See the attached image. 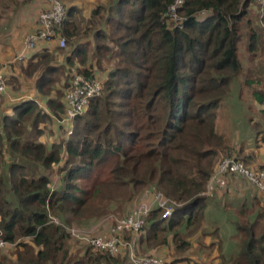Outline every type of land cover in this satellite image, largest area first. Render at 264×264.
Listing matches in <instances>:
<instances>
[{"label": "trees", "instance_id": "16d2710c", "mask_svg": "<svg viewBox=\"0 0 264 264\" xmlns=\"http://www.w3.org/2000/svg\"><path fill=\"white\" fill-rule=\"evenodd\" d=\"M9 1L17 7L35 0ZM38 1L45 8V1ZM106 1L90 10L85 24L78 21L76 6L66 7L59 25L71 46L64 62L102 81L101 94L73 120L71 134L64 130L50 145L38 141L44 132L40 124L64 112V100L57 97L47 99L45 111L37 99L27 98L12 106V115L0 117V238L15 244L0 264H120L114 255L77 240L87 249L71 254L66 226L105 221L129 202L146 199L141 193L147 186L177 205L163 219L160 208L151 210L140 232H124L128 245L122 249L128 252L133 239L142 251L167 245L173 255L166 261L191 262L181 256L189 242L179 228L194 226L202 216L206 184L220 156L234 152L247 166L264 167L252 164L259 144L241 156L216 125L222 99L243 70L241 46L250 62L245 85L264 103V78L251 69L256 57L264 59V41L248 16L258 1L183 0L180 27L172 30L166 13L174 0ZM82 36L90 39L74 43ZM66 64L42 66L37 92L44 94L51 75ZM255 133L264 141V133ZM3 167L12 198L4 189ZM252 201L249 208L242 203L244 220L235 223L237 254L221 257L219 264H264V206L254 211L259 201Z\"/></svg>", "mask_w": 264, "mask_h": 264}, {"label": "rangeland", "instance_id": "374dc122", "mask_svg": "<svg viewBox=\"0 0 264 264\" xmlns=\"http://www.w3.org/2000/svg\"><path fill=\"white\" fill-rule=\"evenodd\" d=\"M63 1L67 8L70 6L77 7L80 13L78 21L85 24L90 15V10L100 2L105 3L106 0ZM38 2V0H35L26 5L21 4L17 7H13L9 0H0V69L6 76L7 84L6 92L0 96L1 116L7 115V113L11 111L13 105L27 98L37 99L38 103L41 104L45 111L47 109V99L57 97L63 100L64 93L69 86L71 66L67 65L64 61L66 60V56L70 54L71 46H69L68 39L62 33L61 34L66 38V46L63 48L55 47L51 53L47 51V55H49L48 58H41L42 55H40V58L38 56L35 63L31 64H29V60L23 63L22 61H15L14 59L20 50L22 40L32 32H30V24L34 20L36 21L39 13L44 9ZM35 3L37 4L35 5ZM263 14L264 2H255L252 3L251 8L249 7L248 16L252 19L253 25L255 29L258 30L262 41H264V28H262L264 27ZM256 22H258V24L261 22L262 27L258 26ZM174 28L175 27L168 25V29L172 30ZM88 39H90V37H78L74 43L79 41L85 42V40L88 41ZM39 44L41 43L39 42L37 47ZM244 53L243 47L241 46L239 55L243 62V70L237 76V80L232 82L229 86L228 93L226 97L222 99V106L218 109L216 116L217 130L228 138L232 146L235 147L237 154L241 156L246 155V152H249L255 144L262 146L260 140L264 142L260 136H257V140L255 138L257 135L255 133L256 130H260L261 134L264 133V103H259L258 99L252 95L249 88L245 85V72L250 66V62L248 63V54ZM64 63L67 66H65L62 73L55 72L51 75L52 79L46 86L45 93L40 94L37 92L36 81L41 73V67L46 66V64L59 67L65 65ZM104 64L109 65L110 63L105 62ZM254 64L256 63L253 62L252 66L251 63V69H254V75H262L264 73V67H262L264 63L262 66H260V64ZM254 66H257V68ZM105 67L107 69L109 66ZM260 87L264 89L263 84H260ZM8 96H14L15 99L9 101L6 99ZM5 103L7 105L3 107ZM61 115H63V113ZM50 118V120L46 119L42 125L44 129L43 140H46L48 142L46 143L49 145L58 142L64 133V128L67 127L64 125L65 122L61 121L59 117L54 116ZM226 156L236 155L233 152L232 155L220 156L219 159ZM2 171L4 189L8 198H12L13 195L10 191L7 167H3ZM254 189L240 176H228L227 184L224 188H217V190L213 191L212 195L206 197V208L196 224L191 227L181 226L179 228V232L184 236V239L189 242L188 250L183 252L181 256L188 259V261H192L194 264H219V262H221V257L230 258L235 256L238 252V242L240 238L235 223L238 220L240 222L244 220V216L240 214L242 203H245L249 208L253 205L252 199L258 200L259 202L256 204L254 211H258L264 206L262 198L256 196ZM143 192L141 196L143 195L144 198H147L146 193L144 194ZM134 201L129 202L130 204L127 205V209L125 208L122 212L110 213L105 221H98V219L92 218L91 220L83 222L81 225L77 222H73L66 226V230L75 227L88 231L91 235L100 234L110 229V218L115 217L112 214L122 216L128 213L138 202L136 200ZM133 203L135 204L132 205ZM68 238L67 245L69 246L71 254L81 255L87 249V247L81 246L80 243L76 242L74 238ZM24 240L27 242L29 241L28 238ZM135 242L138 243L137 240ZM14 247L15 245H9L3 249L0 254V259H2L3 255L7 256L13 252ZM163 247V257L166 259L169 257L172 258L171 255H173V251L168 248L167 245L162 246L160 249ZM135 252H139L140 255H162L159 251L152 252L148 249L142 251L139 247L133 250L134 254ZM114 257H117L121 261L120 264H132L130 255L126 250H122L120 253L115 254Z\"/></svg>", "mask_w": 264, "mask_h": 264}, {"label": "built area", "instance_id": "2783aa9c", "mask_svg": "<svg viewBox=\"0 0 264 264\" xmlns=\"http://www.w3.org/2000/svg\"><path fill=\"white\" fill-rule=\"evenodd\" d=\"M45 8L39 13L34 30L22 40L19 52L15 56V61H26L36 51L37 44L44 42L47 44L56 43L58 47L66 46V38L61 34L59 25L66 18V7L62 0H44ZM263 2L264 0H258ZM183 5V0H174L167 10V23L173 27H180L179 9ZM201 12L200 15H204ZM70 82L64 93V112L59 119L67 124L65 135L68 136L72 132L73 120L83 111L89 104V101L99 96L102 92V81L100 78L87 76L80 72L76 65H70ZM6 76L0 69V96L6 92ZM1 122V119H0ZM1 132V123H0ZM240 176L245 179L248 184L253 186L260 196H264V167L253 168L247 166L243 161L238 160L234 156H226L219 159L214 171L211 173L204 191L205 195H212L217 188L222 189L227 184L228 176ZM53 190V184H48ZM147 198L135 205L131 210L120 216L110 218V229L100 233L91 235L90 232L83 229L71 227L67 232L80 243H85L94 250L107 252L111 255L120 253L128 242L123 238L124 232H132L137 234L142 230L146 216L154 208H160V218L171 216L175 205L161 191L154 186L145 190ZM58 223V220L53 218ZM10 244L0 238V254ZM135 244L132 240L129 242L128 253L132 264H171L163 256L154 254L133 253ZM175 264H194L192 261L177 262Z\"/></svg>", "mask_w": 264, "mask_h": 264}, {"label": "crops", "instance_id": "0c3cea01", "mask_svg": "<svg viewBox=\"0 0 264 264\" xmlns=\"http://www.w3.org/2000/svg\"><path fill=\"white\" fill-rule=\"evenodd\" d=\"M37 3H35V5H36ZM39 4V3H38ZM73 4V3H72ZM44 6V5H43ZM35 21V20H34ZM32 22L31 24H30V26H31V29H30V32L31 31H33L34 30V28H35V26H36V21L35 22ZM54 43H52V44H49V45H46L45 43H41V44H39V46L37 47V49H36V51H35V53L37 52V57L38 56H40V55H44V53H46L47 51H48V53H51L52 52V50H53V48H55V44L53 45ZM34 53V54H35ZM26 61H23V63H25ZM254 63H256V64H254V65H258V64H260V66H262L263 65V63H264V60H263V58H261V57H259V58H256L255 60H254ZM255 68H257V66H254ZM262 67H264V66H262ZM253 74H254V69H253ZM256 75V74H255ZM259 76H262V77H264V73L262 74V75H259ZM7 85V84H6ZM7 100H9V101H12V100H14L15 98H14V96H8L7 98H6ZM6 103L3 105V107H6ZM12 113H13V110H12V108H11V111L10 112H8L7 113V115H12ZM0 117H1V115H0ZM42 125L43 124H40V127L41 128H43L42 127ZM64 130H66L65 128H64ZM62 136H64V133H63V135ZM66 136V135H65ZM41 138V139H40ZM44 139V132H43V134L38 138V141H40V142H47L46 140L44 141L43 140ZM48 143V142H47ZM260 144H262V146H260L259 145V147L254 151L255 152V157H254V161H253V163L252 164H254V165H258V166H264V142H261V140H260ZM250 151V150H249ZM247 153V152H246ZM52 179H55V180H57V175H55V176H52ZM254 191H255V189H254ZM255 193H256V195L258 194L256 191H255ZM261 198H262V201L264 202V196H261ZM134 240V239H133ZM135 247H136V245H135ZM153 249V248H152ZM164 249V247L162 248V249H159V250H155V251H159V253H161L162 252V250ZM154 251V249L152 250V252ZM154 251V252H155Z\"/></svg>", "mask_w": 264, "mask_h": 264}]
</instances>
